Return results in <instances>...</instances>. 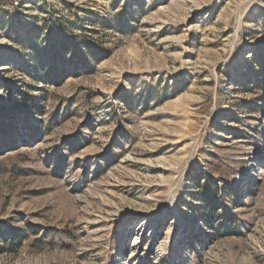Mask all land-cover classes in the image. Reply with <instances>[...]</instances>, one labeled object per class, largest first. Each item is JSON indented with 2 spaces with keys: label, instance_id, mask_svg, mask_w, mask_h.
Returning <instances> with one entry per match:
<instances>
[{
  "label": "rangeland",
  "instance_id": "374dc122",
  "mask_svg": "<svg viewBox=\"0 0 264 264\" xmlns=\"http://www.w3.org/2000/svg\"><path fill=\"white\" fill-rule=\"evenodd\" d=\"M0 264H264V0H0Z\"/></svg>",
  "mask_w": 264,
  "mask_h": 264
}]
</instances>
